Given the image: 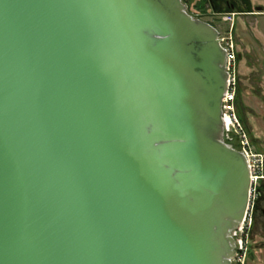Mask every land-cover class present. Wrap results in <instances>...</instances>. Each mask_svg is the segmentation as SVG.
<instances>
[{
    "label": "water",
    "instance_id": "1",
    "mask_svg": "<svg viewBox=\"0 0 264 264\" xmlns=\"http://www.w3.org/2000/svg\"><path fill=\"white\" fill-rule=\"evenodd\" d=\"M226 62L182 0H0V264H232Z\"/></svg>",
    "mask_w": 264,
    "mask_h": 264
},
{
    "label": "rangeland",
    "instance_id": "2",
    "mask_svg": "<svg viewBox=\"0 0 264 264\" xmlns=\"http://www.w3.org/2000/svg\"><path fill=\"white\" fill-rule=\"evenodd\" d=\"M226 1L213 0L220 11L213 9L211 0H182L194 17L213 24L231 37L238 54L236 62V116L242 132L234 133V141L248 143L254 155L263 157L264 176V0H243L247 7L236 3L235 9L225 7ZM262 7L257 11L255 7ZM234 14L233 27L222 19ZM241 142V143H242ZM264 179L259 181L252 205V225L247 227L250 242L245 264H264Z\"/></svg>",
    "mask_w": 264,
    "mask_h": 264
},
{
    "label": "built area",
    "instance_id": "3",
    "mask_svg": "<svg viewBox=\"0 0 264 264\" xmlns=\"http://www.w3.org/2000/svg\"><path fill=\"white\" fill-rule=\"evenodd\" d=\"M234 14H229L222 20L234 25ZM219 40L221 46L226 50L227 62L226 69L228 72L227 89L223 98V121H224V139L227 142L233 143V134L242 132L240 121L236 116V94H237V82H236V62L237 52L235 45L231 43V37L228 34L223 35L219 30ZM242 142V141H241ZM240 142V150L243 151L248 159L250 171H251V187H250V201L248 210L241 224L234 230L231 235L235 239L236 247L235 254L232 257V264H245L249 254L250 242L247 237V227L252 225L251 214L252 205L255 197L256 187L264 176L262 174L263 157L254 155L250 145L248 143Z\"/></svg>",
    "mask_w": 264,
    "mask_h": 264
},
{
    "label": "flooded vegetation",
    "instance_id": "4",
    "mask_svg": "<svg viewBox=\"0 0 264 264\" xmlns=\"http://www.w3.org/2000/svg\"><path fill=\"white\" fill-rule=\"evenodd\" d=\"M236 3L239 4L240 6H243V7H247V5L245 4V2L243 0H237V2H230V1H226L225 3V7H228L229 9H235L236 8ZM211 6L213 9H216L217 11H220V8L215 4L213 3V0H211ZM258 8H261V10H257ZM255 9L257 11H262V7H255ZM263 214H264V209L262 210Z\"/></svg>",
    "mask_w": 264,
    "mask_h": 264
},
{
    "label": "trees",
    "instance_id": "5",
    "mask_svg": "<svg viewBox=\"0 0 264 264\" xmlns=\"http://www.w3.org/2000/svg\"><path fill=\"white\" fill-rule=\"evenodd\" d=\"M239 58H238V54H237V60H238ZM232 145H233V147L234 148H236V149H240L235 143H231Z\"/></svg>",
    "mask_w": 264,
    "mask_h": 264
}]
</instances>
